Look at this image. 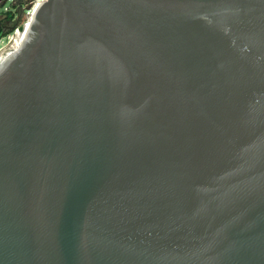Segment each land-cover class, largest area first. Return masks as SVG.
<instances>
[{"label": "water", "instance_id": "95a60500", "mask_svg": "<svg viewBox=\"0 0 264 264\" xmlns=\"http://www.w3.org/2000/svg\"><path fill=\"white\" fill-rule=\"evenodd\" d=\"M0 58V264H264V0H44Z\"/></svg>", "mask_w": 264, "mask_h": 264}, {"label": "rangeland", "instance_id": "374dc122", "mask_svg": "<svg viewBox=\"0 0 264 264\" xmlns=\"http://www.w3.org/2000/svg\"><path fill=\"white\" fill-rule=\"evenodd\" d=\"M33 2L34 0H0V26H3L5 30L14 31L16 27L26 22V15L30 13L29 10ZM12 4L14 5L12 6ZM8 11L12 13V22L5 19L4 13ZM11 38L12 36L10 37V42L4 39L0 47L1 53L11 47Z\"/></svg>", "mask_w": 264, "mask_h": 264}, {"label": "bare ground", "instance_id": "6f19581e", "mask_svg": "<svg viewBox=\"0 0 264 264\" xmlns=\"http://www.w3.org/2000/svg\"><path fill=\"white\" fill-rule=\"evenodd\" d=\"M29 18H30V17H27L26 22L23 23V24L28 23ZM23 24H21V25L23 26ZM22 26H21V28H20L19 30H15V32L12 34V38H11V43H12V44L10 43V44H11V47H10L8 50H4L2 53L0 52V58H2L3 56H5L6 54H8V53H10V52L15 51V50H14V47H15V44H16L17 39H18V37H19L20 31H21V29H22Z\"/></svg>", "mask_w": 264, "mask_h": 264}, {"label": "built area", "instance_id": "2783aa9c", "mask_svg": "<svg viewBox=\"0 0 264 264\" xmlns=\"http://www.w3.org/2000/svg\"><path fill=\"white\" fill-rule=\"evenodd\" d=\"M41 1H44V0H34V2L33 3H31V5H32V7L30 8V13H28L27 15H26V20H27V17H29V14H31V11H32V9L35 7V5H37V3H39V2H41ZM30 5V6H31ZM30 19V18H29ZM16 30V29H15ZM15 30L14 31H12L11 32V34H8V35H6V36H1L0 35V47H1V44L4 42V39H6L7 40V42L9 41L10 42V37L12 36V34L15 32ZM1 50V49H0Z\"/></svg>", "mask_w": 264, "mask_h": 264}, {"label": "trees", "instance_id": "16d2710c", "mask_svg": "<svg viewBox=\"0 0 264 264\" xmlns=\"http://www.w3.org/2000/svg\"><path fill=\"white\" fill-rule=\"evenodd\" d=\"M14 4H12V6H13ZM4 15H5V19H6V21H13V16H12V13L11 12H5L4 13ZM13 30H5L4 29V27L3 26H0V35L1 36H6V35H8V34H11V32H12Z\"/></svg>", "mask_w": 264, "mask_h": 264}]
</instances>
